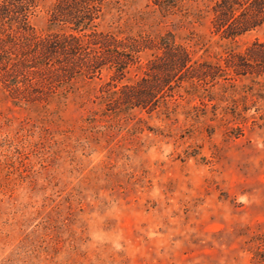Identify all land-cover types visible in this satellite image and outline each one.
Wrapping results in <instances>:
<instances>
[{
    "label": "rangeland",
    "instance_id": "obj_1",
    "mask_svg": "<svg viewBox=\"0 0 264 264\" xmlns=\"http://www.w3.org/2000/svg\"><path fill=\"white\" fill-rule=\"evenodd\" d=\"M214 1L39 0V33L91 4L96 33L143 48L111 93L107 64L37 101L0 82V264H264V76L183 81L152 112L109 104L167 34L210 67L264 42V25L213 33Z\"/></svg>",
    "mask_w": 264,
    "mask_h": 264
},
{
    "label": "trees",
    "instance_id": "obj_2",
    "mask_svg": "<svg viewBox=\"0 0 264 264\" xmlns=\"http://www.w3.org/2000/svg\"><path fill=\"white\" fill-rule=\"evenodd\" d=\"M151 1L166 15L179 12L183 2ZM38 4L39 0H3L0 4V82L13 98L37 101L54 95L82 74V68L94 76L106 64L112 70L107 83L111 93L128 69L139 63L136 54L141 45L129 47L126 39L96 33L99 12L93 5L81 6L58 33H39L29 22ZM210 11L212 32L226 39L264 25V0H216ZM153 48L161 52V58L153 62L155 67L147 63L144 76L135 85L113 91L120 94L109 104L152 112L161 101L172 98L174 86L183 81L214 80L229 70L234 76H264V42H253L241 53H228L219 67L193 62L190 51L175 43L170 34L159 38Z\"/></svg>",
    "mask_w": 264,
    "mask_h": 264
}]
</instances>
